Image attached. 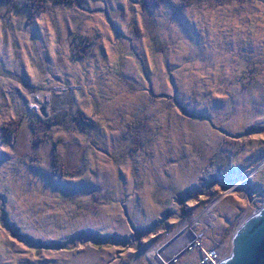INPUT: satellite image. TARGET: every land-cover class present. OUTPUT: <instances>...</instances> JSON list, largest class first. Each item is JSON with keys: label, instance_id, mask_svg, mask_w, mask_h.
Masks as SVG:
<instances>
[{"label": "rangeland", "instance_id": "rangeland-1", "mask_svg": "<svg viewBox=\"0 0 264 264\" xmlns=\"http://www.w3.org/2000/svg\"><path fill=\"white\" fill-rule=\"evenodd\" d=\"M30 1L0 0V264L228 256L264 203V0Z\"/></svg>", "mask_w": 264, "mask_h": 264}, {"label": "water", "instance_id": "water-1", "mask_svg": "<svg viewBox=\"0 0 264 264\" xmlns=\"http://www.w3.org/2000/svg\"><path fill=\"white\" fill-rule=\"evenodd\" d=\"M44 109L40 111L46 116ZM218 264H264V203L234 230L230 254Z\"/></svg>", "mask_w": 264, "mask_h": 264}, {"label": "trees", "instance_id": "trees-1", "mask_svg": "<svg viewBox=\"0 0 264 264\" xmlns=\"http://www.w3.org/2000/svg\"><path fill=\"white\" fill-rule=\"evenodd\" d=\"M45 1H47V0H32V1H30L29 3H31V5H32V3L37 7H40V5H42ZM52 1H54V2H57V3H61V2H68V3H70V2H79V1H81V0H52ZM9 125L8 126H1L0 125V129H3V128H7V129H9V131H11L12 133H15L16 132V129H17V127H18V121H14V120H12V121H10L9 123H8ZM32 125H33V127L35 126V121H32ZM35 128V127H34ZM62 165V164H61ZM63 167H61V169H62Z\"/></svg>", "mask_w": 264, "mask_h": 264}, {"label": "built area", "instance_id": "built-area-1", "mask_svg": "<svg viewBox=\"0 0 264 264\" xmlns=\"http://www.w3.org/2000/svg\"><path fill=\"white\" fill-rule=\"evenodd\" d=\"M203 252H204V255H203L202 262L204 264H218V262L222 259L217 256V252H215L213 249H208Z\"/></svg>", "mask_w": 264, "mask_h": 264}]
</instances>
